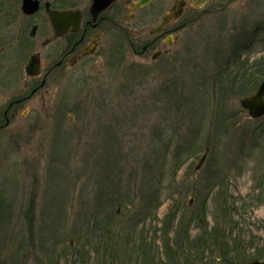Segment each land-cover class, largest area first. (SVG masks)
Here are the masks:
<instances>
[{
  "label": "rangeland",
  "instance_id": "obj_1",
  "mask_svg": "<svg viewBox=\"0 0 264 264\" xmlns=\"http://www.w3.org/2000/svg\"><path fill=\"white\" fill-rule=\"evenodd\" d=\"M175 1L127 21L118 0L127 33L105 25L88 73L52 82L27 104L23 129L0 135V264H179L174 226L190 213L192 238L214 227L228 246L243 243L237 264L264 259V117L240 104L257 74L246 92L227 83L264 59V0H211L170 54L136 56L131 44ZM219 253L205 258L220 264Z\"/></svg>",
  "mask_w": 264,
  "mask_h": 264
},
{
  "label": "flooded vegetation",
  "instance_id": "obj_2",
  "mask_svg": "<svg viewBox=\"0 0 264 264\" xmlns=\"http://www.w3.org/2000/svg\"><path fill=\"white\" fill-rule=\"evenodd\" d=\"M117 1L101 0L94 4V0H32L37 2V10L26 15L22 11L24 0H0V135L8 129H23L27 104L42 92H49L52 82L72 81L75 72L84 74L89 70L91 60L105 53V25L125 31L117 23ZM198 2L176 0L146 40L137 38L131 44L133 53L145 60L151 55L153 62L170 54L178 42L177 33L194 22L207 4L200 6ZM135 3L126 0L130 15L125 20L143 9L136 8ZM51 12L78 14V30L57 35L50 21Z\"/></svg>",
  "mask_w": 264,
  "mask_h": 264
},
{
  "label": "trees",
  "instance_id": "obj_3",
  "mask_svg": "<svg viewBox=\"0 0 264 264\" xmlns=\"http://www.w3.org/2000/svg\"><path fill=\"white\" fill-rule=\"evenodd\" d=\"M237 61L233 62V63H235V66L238 64ZM261 66L264 67V59L259 58L254 63L255 72L252 73L253 76L248 71H246L244 73L240 72V73L236 74L235 76L230 77L227 83L228 84L229 83L230 84H241V86L239 87L238 90L246 92L248 90V85L250 84V81H252L254 79L255 74H257L256 78L258 79V81L256 83L257 86L259 85L261 80L264 78V71L262 72L260 70ZM241 67L242 66H240V68ZM247 82L249 84H247ZM244 83H245V85H247L246 88L244 87ZM166 166H167L166 161L161 162V164L159 165L158 171H160V172H159V178L157 179L158 184H156L155 186H157V185L160 186L161 180L165 176V173H166V169H165ZM155 189H157V188H155ZM155 189L153 191H151L149 193V195L147 194V196H146V201H147L146 205L147 206L150 205L153 211H155V209H156V206H157L156 203H157V200L159 198ZM152 195H155V196H152ZM178 206H179V210H181L182 203L179 202ZM184 208H185V210L188 209L187 212L190 213L189 212L190 209L188 206H184ZM177 213L173 214L172 216L170 215L167 217V218H169L168 223L166 224V226L168 228L171 225L173 227ZM192 216L194 217V214L190 213V216L189 215L186 216V217H188L186 222L183 223V221L180 219V222H178V225L174 226V235H175V238L177 240L176 241L177 244H176L175 249L180 254V261H181L179 264H210L211 261H207V258H205V252L208 250L213 252L214 249H219V252H221V253H219V255L221 256V259H222L219 262L220 264H221V262H222V264H236V263H242V262L246 261V259L242 260V258L245 255L244 250H243V243L241 242L238 245L237 242L234 240L235 242L232 245V247L228 246V242L225 243V240L220 239L223 237L222 233L217 231L218 229H215L214 227H213L214 229L212 228L210 230H207L204 234L196 235V237H194V238H192L190 235H188L187 234V231H188L187 224L190 221V217H192ZM212 240H214V242H212ZM219 242H221V243H219ZM259 254H261V253H259ZM172 258H173L172 256H169V260L171 262L173 261ZM167 260H168V258H167ZM172 264H173V262H172ZM174 264H176V263H174Z\"/></svg>",
  "mask_w": 264,
  "mask_h": 264
},
{
  "label": "water",
  "instance_id": "obj_4",
  "mask_svg": "<svg viewBox=\"0 0 264 264\" xmlns=\"http://www.w3.org/2000/svg\"><path fill=\"white\" fill-rule=\"evenodd\" d=\"M151 1L152 0H139L137 3H135V7L138 9L142 8ZM206 1L207 0H199L198 4L203 5L204 3H206ZM100 2L101 0H94V4H98ZM36 10L37 2L32 3V0H24L22 7V11L24 14L32 15L36 12ZM49 17L57 35H63L68 30L76 32L79 28V15L76 13L51 12ZM69 23H71L72 26L71 24L70 26H67ZM29 69L30 66L27 68V71H29ZM241 105L251 119L256 120L264 116V80L261 82L257 91L254 94L241 100ZM208 151L209 149L207 148L202 158L200 159V162L197 165V169L200 168L202 163L205 161ZM246 264H264V261L253 260Z\"/></svg>",
  "mask_w": 264,
  "mask_h": 264
}]
</instances>
